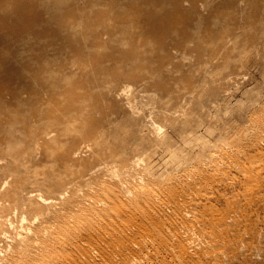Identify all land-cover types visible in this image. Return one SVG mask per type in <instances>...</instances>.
<instances>
[{"label": "rangeland", "instance_id": "374dc122", "mask_svg": "<svg viewBox=\"0 0 264 264\" xmlns=\"http://www.w3.org/2000/svg\"><path fill=\"white\" fill-rule=\"evenodd\" d=\"M236 261L264 264V0H0V264Z\"/></svg>", "mask_w": 264, "mask_h": 264}, {"label": "bare ground", "instance_id": "6f19581e", "mask_svg": "<svg viewBox=\"0 0 264 264\" xmlns=\"http://www.w3.org/2000/svg\"><path fill=\"white\" fill-rule=\"evenodd\" d=\"M129 88H130V86L127 85V84H125V85H123L122 87H120L118 89V92L121 93V94H126L125 91L128 90ZM149 95H152V94H149ZM127 102H128V105H130V100H127ZM154 132H155V134H157L159 132L158 128L154 129ZM46 134L50 135V131H47ZM86 148H88V144H84L79 149L85 150ZM79 149H77V150H79ZM139 162H140V159L139 158L132 159L130 161V164H129L128 169L126 170L127 173L126 174H123L122 177H118V178L115 177L116 175H118V172H119L118 171V168L116 167V165H113V164H111V165L103 164V165L98 166V168H100L102 171H104L106 174H108L110 176V178L116 179V181H118V182H122V181H125L127 177L132 176V175H135V174H137V173L140 172L139 167H138ZM5 181L6 180H3V183H5ZM193 206H194L193 202H191L189 200V201H187V203L183 207V209H184L185 212H188L190 210V208H192ZM184 216L187 219L196 218V215L194 213H191L190 215H187L185 213ZM204 237H205V235L203 233H201L199 236L191 238V241L190 242L193 243V244L194 243L201 242ZM18 240L19 241H24L25 238H24V236L19 235ZM250 250L254 254H258L261 249L258 248V246H254V247H251ZM216 252H217V254L219 256H223L224 255L223 251L217 250ZM219 260H221V259H219ZM236 262H237V264H241L242 261H236ZM220 263H224V261H221Z\"/></svg>", "mask_w": 264, "mask_h": 264}]
</instances>
